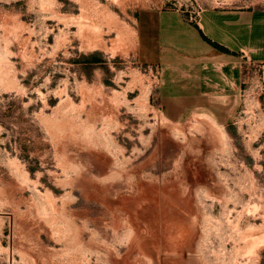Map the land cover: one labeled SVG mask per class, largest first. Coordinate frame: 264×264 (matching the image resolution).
I'll list each match as a JSON object with an SVG mask.
<instances>
[{"label":"rangeland","instance_id":"374dc122","mask_svg":"<svg viewBox=\"0 0 264 264\" xmlns=\"http://www.w3.org/2000/svg\"><path fill=\"white\" fill-rule=\"evenodd\" d=\"M225 4L264 0H0V264H264L263 136L137 60L144 9Z\"/></svg>","mask_w":264,"mask_h":264},{"label":"crops","instance_id":"0c3cea01","mask_svg":"<svg viewBox=\"0 0 264 264\" xmlns=\"http://www.w3.org/2000/svg\"><path fill=\"white\" fill-rule=\"evenodd\" d=\"M137 21V60L156 73L151 97L166 120L242 118L264 142V5L144 9Z\"/></svg>","mask_w":264,"mask_h":264}]
</instances>
